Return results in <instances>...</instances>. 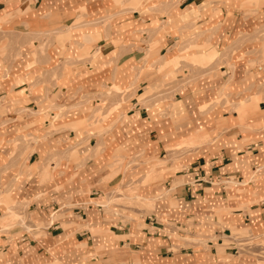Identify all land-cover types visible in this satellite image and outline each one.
<instances>
[{"label": "crops", "instance_id": "0c3cea01", "mask_svg": "<svg viewBox=\"0 0 264 264\" xmlns=\"http://www.w3.org/2000/svg\"><path fill=\"white\" fill-rule=\"evenodd\" d=\"M260 254L264 0H0V264Z\"/></svg>", "mask_w": 264, "mask_h": 264}, {"label": "rangeland", "instance_id": "374dc122", "mask_svg": "<svg viewBox=\"0 0 264 264\" xmlns=\"http://www.w3.org/2000/svg\"><path fill=\"white\" fill-rule=\"evenodd\" d=\"M104 105H105V104L101 102V103L99 104V108H100V109H103V108H104ZM101 113H102V112H100V111L97 110L96 113H95V115L93 116L94 120H95L97 123H98L99 120H101V119L103 118V114H101ZM94 120H93V121H94ZM93 121L90 122V123H93ZM85 128H86V130H88V127H85ZM133 187H134V185H133ZM117 191H119V190H117ZM127 194H133V193H132V190H131V191H130V190H129V191L127 190ZM13 219H17V217L14 216ZM21 219H22V218H21ZM237 233H239V234H236V235H238V236H243V235H244V234L241 233V232H237ZM247 244H248V243H247ZM242 245H243V244H242ZM260 255H261V256H260L259 264H264V254H260ZM262 257H263V258H262Z\"/></svg>", "mask_w": 264, "mask_h": 264}]
</instances>
